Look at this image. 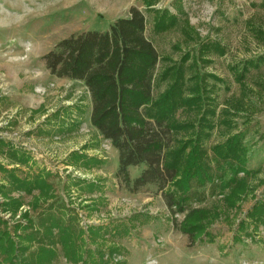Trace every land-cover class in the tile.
<instances>
[{"label":"rangeland","instance_id":"obj_1","mask_svg":"<svg viewBox=\"0 0 264 264\" xmlns=\"http://www.w3.org/2000/svg\"><path fill=\"white\" fill-rule=\"evenodd\" d=\"M131 7L143 12L160 56L154 100L179 71L184 95L201 96L199 108L174 115L182 126L171 148L188 153L199 142L212 174L203 185L193 182L185 212L169 210L154 184L126 189L119 153L90 122L86 85L43 64L59 41L109 31ZM165 10L177 20L156 31V12ZM236 135L242 164L214 151ZM236 167L244 170L235 174ZM143 169L131 166V178ZM260 201L264 0H0V230L7 231L0 264H83L78 257L87 250L101 251L97 259L107 264H264L262 213H249ZM68 214L63 241L51 224L58 215L64 225ZM41 222L52 229L46 237ZM73 250L78 257L70 261Z\"/></svg>","mask_w":264,"mask_h":264},{"label":"trees","instance_id":"obj_2","mask_svg":"<svg viewBox=\"0 0 264 264\" xmlns=\"http://www.w3.org/2000/svg\"><path fill=\"white\" fill-rule=\"evenodd\" d=\"M175 16L166 10L156 12V31L170 29L177 20ZM145 30L143 12L131 7L129 15L118 18L109 31H86L66 37L45 54L43 60L51 74L83 81L86 85L92 103L90 122L119 153L117 174L126 189L137 192L145 185L154 184L169 210L175 208V211L185 212L193 182L203 185L212 179V174L204 162L206 152L201 150L199 142L195 141L188 153L184 147L171 148L172 132L182 126L175 122L174 115L181 107L199 108L201 96L197 90L193 96L184 95L186 86L183 72L179 71L176 82L154 100V73L160 56ZM198 136L200 140V133ZM226 144L214 149L217 157L224 160L235 155L242 164L245 150L240 145V136H233ZM131 166H144V169L132 179ZM241 170L244 169L236 167L234 172L237 174ZM259 211L262 215L256 220L264 224V219L260 220L264 217V202H257L249 213L253 216ZM62 218L57 215L51 228L60 229L61 239L65 241L71 233L68 228L73 215L68 214L64 225ZM42 230L44 237L52 232V229ZM37 231L32 232V238L40 235ZM184 232L194 235L191 229ZM5 234L7 231L0 230V235ZM76 251H70L67 259H77ZM101 255V251L87 250L78 261L107 264L99 261Z\"/></svg>","mask_w":264,"mask_h":264},{"label":"crops","instance_id":"obj_3","mask_svg":"<svg viewBox=\"0 0 264 264\" xmlns=\"http://www.w3.org/2000/svg\"><path fill=\"white\" fill-rule=\"evenodd\" d=\"M44 64V63H43ZM69 79V78H68ZM69 80H71V79H69ZM72 81H77V80H72ZM78 82H81V81H78ZM81 83H83V81L81 82ZM91 106H92V103H91V96H90V104H89V108H88V110H89V116H91V112H92V110H91ZM90 118V117H89ZM94 127V126H93ZM94 129L97 131V129L94 127ZM98 132V131H97Z\"/></svg>","mask_w":264,"mask_h":264}]
</instances>
